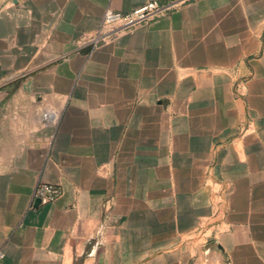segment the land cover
Here are the masks:
<instances>
[{"label":"crops","instance_id":"1","mask_svg":"<svg viewBox=\"0 0 264 264\" xmlns=\"http://www.w3.org/2000/svg\"><path fill=\"white\" fill-rule=\"evenodd\" d=\"M0 253L264 264V0H0Z\"/></svg>","mask_w":264,"mask_h":264},{"label":"built area","instance_id":"2","mask_svg":"<svg viewBox=\"0 0 264 264\" xmlns=\"http://www.w3.org/2000/svg\"><path fill=\"white\" fill-rule=\"evenodd\" d=\"M165 10H167V8H162L153 1L147 2L126 14L107 9L102 16L97 35L90 40V44L97 46L103 42L105 40V29L115 27L122 29L131 28L151 20ZM42 118L46 127H54L58 122V118H52L48 113H44ZM60 194L61 192L58 187L45 182H39L35 188L33 199L39 200L42 205H47L54 203L59 198ZM1 258L2 254L0 253V259Z\"/></svg>","mask_w":264,"mask_h":264},{"label":"water","instance_id":"3","mask_svg":"<svg viewBox=\"0 0 264 264\" xmlns=\"http://www.w3.org/2000/svg\"><path fill=\"white\" fill-rule=\"evenodd\" d=\"M40 203L39 200H35L34 205L37 206Z\"/></svg>","mask_w":264,"mask_h":264}]
</instances>
